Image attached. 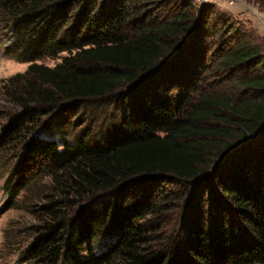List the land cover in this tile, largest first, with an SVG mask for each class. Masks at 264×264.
I'll return each instance as SVG.
<instances>
[{"label":"trees","instance_id":"1","mask_svg":"<svg viewBox=\"0 0 264 264\" xmlns=\"http://www.w3.org/2000/svg\"><path fill=\"white\" fill-rule=\"evenodd\" d=\"M0 30L29 64L0 115L3 193L35 220L25 264H264L252 30L193 0H0Z\"/></svg>","mask_w":264,"mask_h":264},{"label":"rangeland","instance_id":"2","mask_svg":"<svg viewBox=\"0 0 264 264\" xmlns=\"http://www.w3.org/2000/svg\"><path fill=\"white\" fill-rule=\"evenodd\" d=\"M193 3L195 6H199L195 0H193ZM213 5L219 14L230 16L235 22H238L239 25L252 30L259 44L264 47V36L260 25L261 21H264V4H261L257 0H237V2L233 5L228 4V2H214ZM10 45V35L0 30V115L2 113H13L14 110H21L19 107L12 105L5 100L2 96V90L9 79L18 74H24L29 65L27 63L17 61L14 58V51L11 49ZM64 56V54L60 55L59 59L48 58L39 63L47 67H54L56 64L61 62L60 58H63ZM236 75L237 74L233 77L234 79L239 77ZM230 79H232V77ZM213 83L214 88H217L220 93L226 92L239 100L247 98V95L242 89H238L237 87L231 85V83H228V80L225 78L217 82L213 81ZM97 110L98 111L94 110V114L98 116V120L94 121V124L96 122L95 125H99L100 127L104 124L103 120H105L104 118L107 113L103 112L102 115L100 113V109ZM90 120L91 119L87 122H90ZM3 123V119L0 118V126ZM91 124H93V122ZM105 126L106 125H104L103 129ZM262 140H264V134L257 136L256 139L252 140L253 142H251V145H258L262 142ZM59 145L62 147L61 144ZM1 165L2 163L0 164V176L2 173H7V170L1 171ZM28 172H33V170ZM28 172L26 174H28ZM43 182H47V179ZM3 183L4 181L0 180V264H25L21 260V257L23 255V251L27 247V244L30 242L29 230L34 226L35 220H33L31 213L24 210L23 203H19L14 206L8 204L7 197L3 193L2 189ZM30 197L31 196L28 195V199H26L25 196L22 195L20 200L28 202L30 201Z\"/></svg>","mask_w":264,"mask_h":264},{"label":"built area","instance_id":"3","mask_svg":"<svg viewBox=\"0 0 264 264\" xmlns=\"http://www.w3.org/2000/svg\"><path fill=\"white\" fill-rule=\"evenodd\" d=\"M195 1L199 6L213 4L214 2H225V3L228 2V4L233 5L234 3L237 2V0H195ZM260 25H261V31L264 36V21L263 22L261 21Z\"/></svg>","mask_w":264,"mask_h":264}]
</instances>
